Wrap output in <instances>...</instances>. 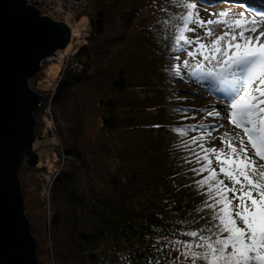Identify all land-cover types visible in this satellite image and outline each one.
<instances>
[{
    "label": "trees",
    "instance_id": "1",
    "mask_svg": "<svg viewBox=\"0 0 264 264\" xmlns=\"http://www.w3.org/2000/svg\"><path fill=\"white\" fill-rule=\"evenodd\" d=\"M213 1L194 0L201 19L202 6H210ZM238 1L253 14L264 12V0ZM150 3L110 0L106 11L98 10L89 20L91 40L72 57L80 71L65 72L57 88L54 104L62 110L72 94L70 88L88 77L86 73L97 62L105 57L108 62L115 60L109 75L112 100L101 102L105 111L102 128L113 147L114 168L103 179L111 194L89 184L85 156L75 146L66 147V164L49 188L48 229L56 264H120V257L129 253L136 264H147L152 257L167 264L163 253L152 247L155 241L165 235L171 240L188 239L183 233L210 223L212 210L204 208L207 185L201 188L196 183L209 172L197 175L192 171L200 164L190 151H200L190 135L206 132V125L204 120L200 125L194 122L196 110L180 104L176 91L167 88L180 75L176 66H180V72L184 67V53L196 50L198 45H177L175 41L177 27L182 26L178 17L185 12L179 0H165L159 7H149ZM29 4L40 6L39 1ZM151 8L154 15L146 18ZM195 32L186 35L195 40ZM199 42L204 43L201 38ZM39 112L37 108L33 114L34 134L38 133ZM176 128H184L186 134L174 131ZM187 171H192L191 182L184 176ZM79 174L85 178L84 190L74 184ZM35 254L38 261L41 249L37 243Z\"/></svg>",
    "mask_w": 264,
    "mask_h": 264
},
{
    "label": "snow or ice",
    "instance_id": "2",
    "mask_svg": "<svg viewBox=\"0 0 264 264\" xmlns=\"http://www.w3.org/2000/svg\"><path fill=\"white\" fill-rule=\"evenodd\" d=\"M179 4L185 12L178 17L182 26L177 27L179 34L175 41L177 45L197 44V49L188 51V55H202L203 60L214 62L215 69L205 68L203 64H198L197 69L204 78H211L227 87L230 100L226 118L241 129L243 135L237 133L228 141L221 138L222 144L227 145V152L206 148L198 138H192V143L200 149H190L195 162L200 164L192 171L197 175L209 172L196 183L201 188L207 185L204 208L212 210L210 223L183 233L188 239L171 240L165 235L152 247L161 254L167 249L175 250L178 255L170 264H264V164L256 163L257 159L264 161V12L247 16L240 12L229 23L227 19H201L194 0H179ZM217 15L227 18L233 13L224 11ZM220 23L228 25V31L212 40L211 47L199 42V37L193 40L186 35L196 30L193 26H199L208 28L204 35L210 37L213 30L208 26ZM221 42L224 43L221 45ZM206 48L207 55L203 51ZM184 66H188L187 60ZM175 71L180 74L179 65ZM208 115L219 118L221 113L212 110ZM173 130L186 134L184 128ZM235 140H238V146L233 142ZM246 145H250L254 155H249ZM209 154L216 156L219 172L212 167ZM188 162L192 163L191 160ZM220 175L229 181L231 187L219 179ZM120 264L136 262L129 253L120 257ZM147 264H161V259L149 258Z\"/></svg>",
    "mask_w": 264,
    "mask_h": 264
},
{
    "label": "rangeland",
    "instance_id": "3",
    "mask_svg": "<svg viewBox=\"0 0 264 264\" xmlns=\"http://www.w3.org/2000/svg\"><path fill=\"white\" fill-rule=\"evenodd\" d=\"M36 1L40 2V0ZM109 1L84 0L86 3L85 10L76 19L75 24H70L66 18L61 17L49 7L42 6V3H40V6L35 7L51 20L63 22L69 29L71 28V38L66 48L58 51L56 54H59V56L52 61L43 62L38 74L28 80V87L42 97L40 100L42 101V107H40V112L37 115L36 131L38 133L34 134L32 145V151L37 155L38 162L33 167L22 163L18 178L23 197L24 213L30 224L32 236L41 249V254L38 257L40 264H56L51 251L48 229V221L51 215L50 204L45 201L43 189L49 178H52L56 171L65 166L66 160H63V152L66 147L75 146L85 156L90 168L89 184L106 195L111 194V190L104 185L103 179H106L114 168L113 147L109 135L102 128L101 119L105 111L101 106V102H105L108 99L112 100L113 90L111 89V77L109 75L110 70L116 65L115 60L112 59L110 63L105 57L100 63L97 62V66L86 73L88 77L70 88L72 94L67 96L62 110L58 109V107L56 108L54 104L57 88L63 79L64 73L69 70L80 71L79 65L72 61V57L82 44L91 40V37H89L91 32V27L89 26L90 18L101 8L102 11H106L105 8L108 7L107 3ZM164 2L165 0H151L149 7L152 5L159 7ZM154 11L152 8L148 9L146 18L152 17ZM202 11V19L204 20L227 19L229 23H231L237 13L243 12L245 16L253 13L242 7L238 0H215L213 3L211 2L210 6L203 5ZM224 11H230L233 15L227 18L217 15ZM116 26H114V29H117ZM72 27L77 29V33L74 29L72 30ZM208 27L213 30L212 36H205L204 33L208 28L199 26L195 27V34L209 47H211L212 40L228 31V25L224 23ZM223 43L221 42V45ZM189 51H194V49H189ZM203 51L205 55L208 54L207 48ZM183 57L188 61V66L182 67L177 80L168 83L167 88L176 91V98L180 99V104L196 110L194 112L195 115H192L194 122H198V125H200V121L204 120L203 124L206 125V132L197 136L191 134L190 138L197 137L200 140L199 143H203L206 148H216L218 151L227 152V145L226 143L222 144L221 138L224 141H228L236 137L237 133L241 136L243 135L242 130L236 128L226 118L227 104L230 100L227 87L221 86L211 78H204L197 69L198 64H203L205 68L212 67L215 69L214 62L210 63L203 60L202 55L189 56L188 52H185ZM39 89L45 90V92H41ZM167 93L170 98L173 97L169 92ZM139 98H143V96L139 95ZM47 107L53 118V125L47 122L43 112V109ZM212 110L220 111L221 116L219 118L209 116L208 113ZM51 126L52 132L47 129V127ZM225 133L230 135H225ZM168 136L166 135V137ZM233 142L238 146V140ZM246 146L249 148V155H254L250 145ZM209 157L213 161V167L219 172L216 156L209 154ZM256 163L264 164V161L257 159ZM184 176L188 177V182L193 180L192 171H187ZM219 179H223L225 184L231 187V184L223 175H220ZM74 184L80 190H84L85 178L83 175H77ZM253 195H255V192ZM229 196H231V193H229ZM168 252H171V255H168ZM177 255L178 253L173 249L165 250L163 253L164 262L170 264ZM65 264H74V262Z\"/></svg>",
    "mask_w": 264,
    "mask_h": 264
},
{
    "label": "water",
    "instance_id": "4",
    "mask_svg": "<svg viewBox=\"0 0 264 264\" xmlns=\"http://www.w3.org/2000/svg\"><path fill=\"white\" fill-rule=\"evenodd\" d=\"M70 34L27 0H0V264H39L18 178L22 163L38 162L33 114L41 97L28 80L66 48Z\"/></svg>",
    "mask_w": 264,
    "mask_h": 264
},
{
    "label": "built area",
    "instance_id": "5",
    "mask_svg": "<svg viewBox=\"0 0 264 264\" xmlns=\"http://www.w3.org/2000/svg\"><path fill=\"white\" fill-rule=\"evenodd\" d=\"M27 2L33 3V2H36V0H27ZM39 3H42V6L49 7V9H52V11L59 14L61 17L66 18L70 22V24H75L76 19L79 17L81 12L85 10V7H86V3L84 2V0H44L42 2L40 1ZM53 59H55V57H50L47 59L46 62H50ZM40 107H42L41 101L39 102L37 108H40ZM43 112L45 114L47 122L50 123V125H53V118L49 112V108L48 107L46 109L44 108ZM51 128L52 126L47 127L48 131L52 132ZM63 160H65V156ZM59 171L60 169L56 171L55 175L52 178H49V180L44 186L43 192L45 196V201L47 203L49 202L50 185L52 184L53 180L55 179V176L58 174Z\"/></svg>",
    "mask_w": 264,
    "mask_h": 264
},
{
    "label": "bare ground",
    "instance_id": "6",
    "mask_svg": "<svg viewBox=\"0 0 264 264\" xmlns=\"http://www.w3.org/2000/svg\"><path fill=\"white\" fill-rule=\"evenodd\" d=\"M73 29H74V30L76 31V33H77V29L72 27V30H73ZM70 30H71V29H70ZM70 33H71V32H70ZM73 38H74V37H73ZM58 56H59V54H56L54 57H58Z\"/></svg>",
    "mask_w": 264,
    "mask_h": 264
}]
</instances>
